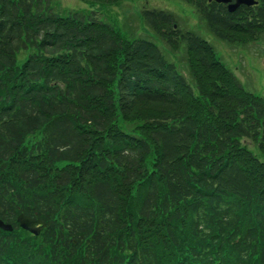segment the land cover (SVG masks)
Listing matches in <instances>:
<instances>
[{
  "label": "trees",
  "instance_id": "obj_1",
  "mask_svg": "<svg viewBox=\"0 0 264 264\" xmlns=\"http://www.w3.org/2000/svg\"><path fill=\"white\" fill-rule=\"evenodd\" d=\"M183 1L227 44L264 39V0ZM55 8L0 0V264H264V99L174 13L141 18L188 77L151 39Z\"/></svg>",
  "mask_w": 264,
  "mask_h": 264
},
{
  "label": "rangeland",
  "instance_id": "obj_2",
  "mask_svg": "<svg viewBox=\"0 0 264 264\" xmlns=\"http://www.w3.org/2000/svg\"><path fill=\"white\" fill-rule=\"evenodd\" d=\"M56 12L96 11V15L119 29L126 37H145L157 44L166 59L174 62L188 77L185 49L169 50L150 31L141 18L144 9H161L174 13L182 31L193 32L214 48L221 62L236 76L242 87L264 99V39L249 44H227L214 37L205 27L193 6L183 0H123L114 5H99L86 0H51Z\"/></svg>",
  "mask_w": 264,
  "mask_h": 264
},
{
  "label": "water",
  "instance_id": "obj_3",
  "mask_svg": "<svg viewBox=\"0 0 264 264\" xmlns=\"http://www.w3.org/2000/svg\"><path fill=\"white\" fill-rule=\"evenodd\" d=\"M209 1H215L218 3H228L227 8L230 12L234 11L237 7H239L242 4L251 6L256 3L255 0H235L233 3H230L231 0H209ZM17 220L20 224V227L33 234H38L39 231L45 226V224L41 220L32 219L23 214L19 215ZM0 228L3 230H12V227L10 225L4 224L3 221L1 220H0Z\"/></svg>",
  "mask_w": 264,
  "mask_h": 264
}]
</instances>
